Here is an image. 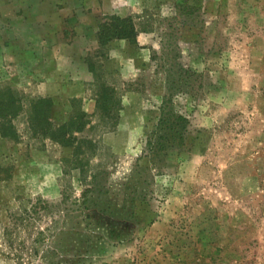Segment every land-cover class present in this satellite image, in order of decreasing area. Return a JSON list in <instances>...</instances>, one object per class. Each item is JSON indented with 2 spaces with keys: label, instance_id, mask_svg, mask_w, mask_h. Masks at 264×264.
Returning <instances> with one entry per match:
<instances>
[{
  "label": "rangeland",
  "instance_id": "rangeland-1",
  "mask_svg": "<svg viewBox=\"0 0 264 264\" xmlns=\"http://www.w3.org/2000/svg\"><path fill=\"white\" fill-rule=\"evenodd\" d=\"M84 10L98 29L109 15L129 17L137 36L91 45L95 76L83 80L54 79L53 63L34 60L39 47L10 39L0 22V96L14 91L22 105L0 110V264L64 259L54 220L68 229L79 211L73 220L65 207L90 186L100 207L127 209L129 229L70 264H264V0H88ZM173 64L190 70L172 94L188 144L150 159L145 140L168 76H179ZM104 89L109 115L96 102ZM41 97L50 102L35 104ZM82 111L74 151L78 139L65 146L50 133Z\"/></svg>",
  "mask_w": 264,
  "mask_h": 264
},
{
  "label": "trees",
  "instance_id": "trees-1",
  "mask_svg": "<svg viewBox=\"0 0 264 264\" xmlns=\"http://www.w3.org/2000/svg\"><path fill=\"white\" fill-rule=\"evenodd\" d=\"M136 36L137 30L135 29L131 18L121 17L119 15H109L100 24L97 32V38L100 45H104L113 38H126L133 42L136 40ZM90 69H92V67H90ZM167 70L170 74L171 72L175 74V70H179L180 73L178 77H175L174 75L168 76L171 77V79L169 80L168 87H166V94L159 106L157 120L153 125V128L147 133L145 152L150 159H159L173 151H181L185 149L188 144L187 136L189 131V119L174 108L172 94L174 90H180L183 86L182 84L188 81L190 70L180 64L178 66H175L174 64L169 65ZM176 84H178L177 88ZM111 94L110 89H104L98 95V101L96 100V102L102 106V113L107 115L111 114L110 106L109 108L106 107L107 103L112 98ZM17 97L18 96L14 91L8 92L5 101L0 96V110L11 111L14 106L11 114H17L18 112H16V109H19L22 106L20 104V99ZM8 101L10 104L4 103ZM41 101L48 103L50 102V99L48 97H41L34 103L37 104V102L39 103ZM32 111H35V109L32 108ZM85 114L84 111L78 115L76 114L74 118L78 119V122L74 123L72 115L70 121L59 124L53 131H51V137L65 146L73 145V143L70 142L71 138L78 139L73 145L74 151L75 149L80 148V146L83 145V140L77 137L74 132L83 130L84 124L86 123L84 120V117L86 116ZM32 115L34 114L32 113ZM45 125L46 124H41L42 127ZM39 128L40 127H34L33 129L38 132ZM0 130L4 136L5 131H3V127L0 126ZM87 174V171H80L82 181L87 182ZM94 189L95 188H92L91 186L86 187L78 197L73 199V203L75 204L74 207H65L66 214L70 219H73L72 216H77L75 220L73 219L74 221L68 229H57V224L59 222L58 220H54V235L56 234V237H58L55 241L54 255L64 257V259L58 258L54 261V264H70L71 260H74V263H80L85 256L87 257L88 255L93 254V252H97L104 244L110 242L114 243L115 241H112L114 239H117L119 242L125 237V234L129 229V224L127 222V217L129 215L127 214L128 211H125L127 209H125L124 206L121 208H111L108 206L109 203L108 205L106 204L108 207L103 205V207H100L99 204H101L102 201L97 203L96 199H94ZM48 207L49 205H43L44 209H48ZM75 210L79 211L78 214L71 216L70 212ZM12 218H14V226H17L16 223L23 219L18 215ZM43 239L44 233L43 231H39L34 242ZM35 252H37V250H35ZM42 256L45 257V255Z\"/></svg>",
  "mask_w": 264,
  "mask_h": 264
},
{
  "label": "crops",
  "instance_id": "crops-1",
  "mask_svg": "<svg viewBox=\"0 0 264 264\" xmlns=\"http://www.w3.org/2000/svg\"><path fill=\"white\" fill-rule=\"evenodd\" d=\"M75 1L36 0L23 5L20 0H2L0 3V22L10 39H24L38 46L40 51L33 55L34 60L53 63L54 73L50 74L54 79L91 77L86 56L93 44L95 48L99 46L98 27L91 23L90 12L84 10L88 0H79L78 7ZM74 17L78 21L70 23ZM111 43L113 40L108 44ZM24 54L28 59L33 57L27 49ZM74 70L81 71L82 75L75 77ZM71 94H79V91Z\"/></svg>",
  "mask_w": 264,
  "mask_h": 264
}]
</instances>
